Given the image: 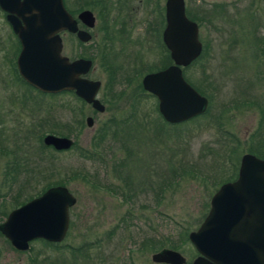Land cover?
Wrapping results in <instances>:
<instances>
[{
	"label": "rangeland",
	"instance_id": "obj_1",
	"mask_svg": "<svg viewBox=\"0 0 264 264\" xmlns=\"http://www.w3.org/2000/svg\"><path fill=\"white\" fill-rule=\"evenodd\" d=\"M258 1L254 7L260 18L254 28L244 15L251 0H184L189 14L200 18L199 22L204 7L207 12L212 5L221 7L222 14L212 16L210 23L200 22L198 38L206 50L184 73L188 81L210 96L209 114L175 127L161 125L154 111L155 98L140 96L135 101L133 84L124 85L116 77L110 86L98 60L102 36L96 28L101 17L91 31L94 36L89 43L61 35L62 55L70 60L78 56L90 58L87 60L92 65L86 78L100 82L97 98L104 107L103 113H97L86 104L79 106L71 95L42 96L16 81L8 61L17 40L0 12V132L5 147L12 150L16 146L19 158L26 153L30 144L26 128L42 114L34 111L36 104L53 106L51 116L59 124L73 116L60 109L61 105L77 107L74 114L83 123L79 132L65 137L72 140L74 149L53 154L55 167L66 178L64 187L75 199L68 212L72 225L63 243L84 250L75 254L70 264H153L150 255L155 252L149 250L148 241L158 239L177 244L180 249L176 252L186 264L190 263L195 254L187 234L206 215L214 193L205 175L227 157L233 139L238 142V161L249 148L264 156V4ZM64 2L75 14L89 6H76L74 0ZM148 19L151 18L138 15L136 23L141 26L136 33H142ZM144 39V35L133 33L127 43L116 41L113 48L120 51L116 63L124 67L157 63L162 49L156 45L155 37L150 35L147 42ZM86 117L92 119L90 128L85 126ZM110 118L126 121L121 127L123 132L111 137V130L94 147L92 137ZM153 123L163 126L165 133L156 132ZM124 132L130 135L128 139L122 137ZM84 151L92 154L91 160L83 159ZM199 156L206 157L204 162L199 163ZM230 161L235 162L234 156ZM3 163L0 160V193L6 190L1 187ZM178 167L185 173L170 172L174 169L179 173ZM62 170L74 176H64ZM3 220L0 218V223ZM183 226L190 228L186 241L180 242L178 234ZM31 246L38 248L34 243ZM65 257L69 262L68 252ZM25 263L26 255L14 253L0 241V264Z\"/></svg>",
	"mask_w": 264,
	"mask_h": 264
},
{
	"label": "water",
	"instance_id": "obj_2",
	"mask_svg": "<svg viewBox=\"0 0 264 264\" xmlns=\"http://www.w3.org/2000/svg\"><path fill=\"white\" fill-rule=\"evenodd\" d=\"M0 11L18 41L15 67L26 85L42 94L72 92L93 111L104 112L97 98L100 82L85 77L91 61H70L62 55L60 33L75 34L82 43L90 39L87 32L77 30L62 0H0ZM76 20L86 29L93 26L88 11L77 14ZM165 23L162 42L171 64L145 74L140 86L155 98L161 119L174 125L203 114L207 99L182 76V69L201 52L197 27L184 16L183 0H166ZM84 123L90 128L92 119L86 117ZM41 143L57 152L67 151L73 144L71 139L49 134ZM74 204L65 187H50L9 211L0 223V235L17 252H26L34 240L59 244L66 236L68 212ZM187 239L198 254L191 264H264V160L250 154L240 157L235 179L221 184L211 195L206 215ZM150 261L185 264L170 249L151 254Z\"/></svg>",
	"mask_w": 264,
	"mask_h": 264
},
{
	"label": "trees",
	"instance_id": "obj_3",
	"mask_svg": "<svg viewBox=\"0 0 264 264\" xmlns=\"http://www.w3.org/2000/svg\"><path fill=\"white\" fill-rule=\"evenodd\" d=\"M258 2H262L264 4V0H259ZM257 2V3H258ZM98 2L97 4H99ZM254 3H256V0H251V2L248 4V8L246 9V13L244 15L247 17L246 19L250 20L251 24L254 28H256L257 19L260 18V13L258 9L254 7ZM63 5L65 9L68 11L69 14H73V11L70 10L68 7H66L65 2L63 0ZM240 14H237L236 16H239ZM101 21V20H100ZM197 21V20H196ZM231 22V21H230ZM104 28V25L102 24V29ZM241 28V27H240ZM103 33L102 35V48L99 51L98 60L100 67L104 70L106 79L108 80V83H110V86L112 83H115L116 77H119V79L122 81L121 83L124 85L131 86L133 84L132 92L135 94V101H138L136 98L140 96H146L154 98L153 96L145 93L139 84L140 77L145 73H151L160 71L164 68H166L168 65L171 64L168 53L165 49H162V55L159 57L157 63L155 64H144L139 63L140 66H129L124 67L123 65H119L116 63V57L119 56L120 51L116 52L111 47L105 46L106 38L108 37L105 33L104 29L101 30ZM19 46L16 41L15 48H13V53H18ZM206 50V47L203 46L201 49V52L196 60H194L192 63H190L187 67L182 69V76L186 83H188L197 93L202 95L207 99V108L204 111L203 114L194 117L186 122L183 123H192L193 121L197 120L198 118H202L209 114V101L210 96L206 95L204 91L200 90L197 86H194L190 81L186 79L184 76V73L188 67L199 61L204 52ZM77 58H84L83 56H78ZM90 59V58H87ZM141 62V61H140ZM15 79L18 81L21 85H23L27 90H30L32 92H35L39 95L45 96L48 95L49 97H54V95H71L73 99L80 104L79 106L85 105V103L74 96L72 92H61L58 94H42L28 85H26L21 79L17 76L16 70H15ZM109 88V86H108ZM103 104L107 105L108 102L102 101ZM60 109L64 111L70 112L73 116L59 124L54 123V119L52 118V111L55 109L53 106L46 105L45 107H42L41 105L36 104V110L37 112L41 113L40 116L34 120H32L29 124V126L26 128L25 135L26 138L29 139L30 144L26 147V153L19 156H17V150L18 148L14 146L12 150H8V148L5 147L4 142L1 138L0 132V160H2L3 163V171H2V188L5 187V191L3 193H0V218H5L9 211L21 206L25 202L39 196L42 194L46 189L54 186H63L65 185L64 177H61L58 171V168H56L55 160L53 154L55 153H61L62 151H54L50 147H45L41 143V139L45 134L49 135H57L62 137H67L70 135V133L76 134L79 132V130L83 127L82 120L79 119V117L74 114L75 111L78 112V110H75L77 107L70 108L69 106H63L61 105L59 107ZM39 109V110H38ZM41 109V110H40ZM105 110H107L105 108ZM154 111L157 113V110L154 106ZM81 113H79L80 115ZM159 120L161 121V125L163 126H169V127H175L179 124L169 125L165 123L161 117L158 115ZM125 122L123 120H115L114 118L108 119L106 122L102 123L99 127V129L96 131V134L92 137L93 146H99L100 143L103 142L106 135L113 130L112 133H110L111 137H118L117 133H120L119 131H122V126H125ZM59 124V126H58ZM152 124V123H151ZM182 124V123H180ZM61 125V126H60ZM163 126H160V124L153 123L154 130L159 133H163L162 128ZM57 127L59 129H57ZM123 132V131H122ZM165 133V132H164ZM163 133V134H164ZM123 138H127L130 135H126L125 132L122 133ZM120 138V137H119ZM233 144L230 145L228 148L227 157L224 156L222 158L220 165L215 168L214 171H211L205 175V178L207 181L211 183V186L213 188V192L216 191V188L219 187L221 184L226 182H231L236 177L237 167L239 161L237 160V145L238 142L234 139L231 141ZM75 145L72 144L70 149H74ZM69 149V150H70ZM49 153V156H45V153ZM246 153L255 156L256 158L264 160V156L257 152L255 149L249 148ZM82 154L83 159L91 160L92 154L84 151ZM235 154V155H234ZM230 156H234L235 162L230 161ZM236 156V157H235ZM205 156H199V163L204 162ZM190 162V161H187ZM123 164V163H122ZM190 164V163H188ZM189 167V166H188ZM122 168V167H121ZM180 169V172L177 173L174 171V169H171V173L176 175L185 173L182 169V167H178ZM227 169L230 170V172H227ZM64 176L71 175L68 174L66 171H61ZM227 172V173H226ZM121 174V173H119ZM55 178V181H50L53 177ZM71 176H74L72 174ZM126 177V176H125ZM127 178V177H126ZM4 185V186H3ZM71 223L68 225L71 227ZM189 226L182 227L178 234V238L180 242L186 241V233L189 230ZM0 241L3 245H5L8 249L13 251L14 253L18 255H26V263L25 264H70L73 263L75 254H78L80 252H84L82 247L74 248L71 247L68 244L63 243V241L59 244L55 243H48L43 240H34L31 243H29L28 250L26 252H17L13 250L8 242L0 235ZM150 242L148 244V248L151 252H156L162 248H169L174 251H178L180 247L177 244L170 243V241L167 240H161L158 239L157 241L152 240L148 241ZM37 244L38 248L34 249L31 244ZM68 252L70 254V261L66 263V257L65 253ZM86 262V260H85ZM87 264V263H86Z\"/></svg>",
	"mask_w": 264,
	"mask_h": 264
},
{
	"label": "flooded vegetation",
	"instance_id": "obj_4",
	"mask_svg": "<svg viewBox=\"0 0 264 264\" xmlns=\"http://www.w3.org/2000/svg\"><path fill=\"white\" fill-rule=\"evenodd\" d=\"M98 2H100V3L97 4ZM165 2H166V0H74V4L76 6L77 5L80 6L83 3H87L89 6L87 9L79 10L76 14L73 13L72 15L71 14L70 15L76 21L77 30L85 31L89 34L90 39L86 43H89L92 36H94V34L91 33V31H93V29L96 28L95 27L96 21H98L100 19L99 17H101L100 25L98 26L99 23L97 24L96 30L101 32V30L104 29L105 33L107 34L108 37L106 38V41H105L106 47L113 48V44L116 41L118 43H120V42L127 43V42H129L130 35L135 33V34H139V35H144V38H145L144 40L146 42L148 41V38L150 35H151V37H155L156 45L159 46L160 48H163L166 50V48L162 42V32H163V30L165 28V24H166L165 23ZM62 3H63V0H62ZM76 8H78V7H76ZM217 8H218V10H217ZM217 8H215V7L213 8V5H212L211 9H209L208 12H207L208 9H206L205 7L202 8V11L200 13L201 21H203L204 23H206V22L210 23L211 19L214 18L212 16H215V14L216 15L218 14L221 16L222 8L221 7H217ZM183 9H184V16L186 17V19L196 25V27H197V38H198L199 29L201 28V23H202L201 21H200L201 23L198 21V20H200V18L195 19L189 14L188 10L186 9V7L184 5V0H183ZM82 11H88L91 14V16L93 18L92 28L86 29L78 20H76L77 14H79ZM0 12L3 16V20H4L5 24L8 26L7 22L4 19L5 13H3L2 11H0ZM142 14L144 15L145 19H147L149 17L151 19H148L149 21L146 23L145 27L143 28L142 33H136L141 26L140 22L136 23V18L138 17V15L140 16ZM143 22L145 23L144 20L142 21V23ZM102 24L104 25L103 29H102ZM9 30H10V28H9ZM10 32H11V30H10ZM11 34L14 38H16L12 32H11ZM64 34H66L67 36H70L71 38H74L78 43H82V42H79L77 40L75 34H68L66 32H62L59 34L60 39H61V35H64ZM102 35H103V33L101 32V36ZM101 41H102V38H101ZM198 41H199L201 49H202V47L205 46V44H202V42L200 41L199 38H198ZM17 43H18V41H17ZM61 43H62V39H61ZM86 43H82V44H86ZM18 46H19V44H18ZM62 47H63V45H62ZM18 53H19V50H18ZM18 53H17V55H18ZM17 55L14 58V53L12 50H10L9 58L10 57L11 58L8 62L10 65V71L12 72V74L14 76H15V70H16L15 60H16ZM76 59H85V58H76ZM73 60H75V59H73ZM16 73H17V71H16ZM17 76H18V74H17ZM21 81H22V79H21ZM87 106L90 108L89 105H87ZM201 222H202V220L198 223L197 227L193 231H195L198 228V226L201 224ZM190 232H192V231H190ZM188 234H187V236H188ZM187 241H188V239H187ZM190 246H191V244H190ZM192 249H193V247H192ZM194 254H195V256L192 258V260L190 261L189 264H191L196 259V257L198 256V254L196 253L195 250H194ZM185 264H186V261H185Z\"/></svg>",
	"mask_w": 264,
	"mask_h": 264
}]
</instances>
